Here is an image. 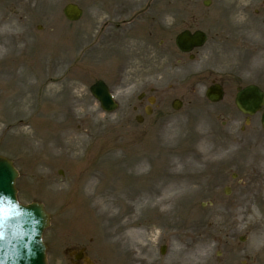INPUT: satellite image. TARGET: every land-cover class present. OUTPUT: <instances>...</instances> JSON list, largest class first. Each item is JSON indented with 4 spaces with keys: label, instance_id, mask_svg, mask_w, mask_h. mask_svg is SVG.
<instances>
[{
    "label": "rangeland",
    "instance_id": "obj_1",
    "mask_svg": "<svg viewBox=\"0 0 264 264\" xmlns=\"http://www.w3.org/2000/svg\"><path fill=\"white\" fill-rule=\"evenodd\" d=\"M69 1L84 9L77 22L61 13ZM0 7V19L11 15L18 23L0 38V155L19 172V200L41 202L49 212L43 233L49 264L72 263L68 247H84L94 264H264V132L260 112L241 130L244 116L233 103L238 86L264 90V0H0ZM184 28L208 34L193 59L174 44ZM105 51H114V73L102 67ZM36 68L41 76L49 72L44 83L22 101L15 94L10 100L15 85L24 84L22 74ZM65 76L75 86L56 99L52 90ZM97 79L119 102L111 113L89 93ZM214 80L225 90L218 103L204 95ZM149 95L156 100L145 114ZM175 98L178 109L171 107ZM60 108L62 116H52ZM60 127L63 134L53 140L49 133ZM117 158L128 164L127 175L116 178L123 188L93 196L81 185L95 172L98 184L115 181ZM187 168L200 172L189 202H161L171 194V172ZM98 199L108 206H94ZM133 229L146 245V251L135 246L138 261L129 249L121 250L123 260L104 247L108 239L120 249L118 241Z\"/></svg>",
    "mask_w": 264,
    "mask_h": 264
},
{
    "label": "bare ground",
    "instance_id": "obj_2",
    "mask_svg": "<svg viewBox=\"0 0 264 264\" xmlns=\"http://www.w3.org/2000/svg\"><path fill=\"white\" fill-rule=\"evenodd\" d=\"M1 8V7H0ZM2 18L0 19V38L2 35H7V34H12L14 26L17 25L18 23H16L15 19L11 16V15H4L1 16ZM135 49L138 50V48L135 46ZM52 50V49H51ZM134 49H131V51H133ZM60 51L59 49L54 50V52L52 53L53 57L52 58H56L57 55H59ZM113 53L114 51H105V52H101V56L100 59L102 61V67L103 69H109L113 67L112 61H113ZM261 53L264 56V47L263 50L261 51ZM114 68V67H113ZM117 67H115L113 69V73L116 71ZM46 71V70H45ZM44 74L41 76L42 72L39 68H36L33 72L31 73H27L26 75L22 74V81L24 82V86L23 89L19 88L18 85H15L16 90L13 91V93L10 94V100L11 98L16 95L20 96V100L22 101V96L23 94H28L27 91H30L33 89V86L37 85L38 83L43 82L44 80L42 79V77L49 72H45ZM35 78L34 81H30L31 78ZM70 77H63L62 80V84H61V89L57 90V88L55 87L54 90H52L53 93H55L54 95H60L63 91H66L68 89H70L73 85L75 86V82H70L69 81ZM13 81V79H11ZM52 94V93H51ZM62 108H60L57 111H51L52 112V116H54V113H57L58 117L62 116V114L64 112H62L61 110ZM65 109V107H64ZM56 115V114H55ZM56 126H61V124H59V120H57V122H55ZM64 129L60 127V129H58L55 132H50L49 135L53 140L57 141V138L60 134H63L62 131ZM44 138H48V133H43L42 134ZM70 136H67V138ZM66 138V139H67ZM69 144L71 145V139H67ZM61 143L64 145V147L66 148V142L65 139L61 140ZM54 145V144H53ZM64 148V149H65ZM63 150V149H62ZM62 150L57 151V153L53 154L54 156L59 157L61 154H63ZM208 159V158H207ZM121 158H117L115 161L116 163V176H115V181L111 180L110 183H102V184H98L97 180L100 178L99 173L95 172V173H87V175H85L82 179L81 185H85V182L87 183V186L91 189V194L94 196L98 195L101 196V194H106L108 193L107 191L109 190H113L116 186H118L117 188H123L124 186L122 185V183H118L116 181V178H118L120 175L125 177L127 175V173L124 172V168L127 167L128 168V164L126 163V161H120ZM206 162V160L204 161ZM122 171V172H121ZM155 178V177H154ZM115 183H114V182ZM152 181V180H151ZM194 182H200V172L198 171H191L190 168H187L186 172L185 171H178V170H173L171 172V176H168V191H171V194L169 196H167L164 199H161V202L163 203H167V204H171V203H178L179 205H182L183 202L184 203H188L189 199H190V193H189V189L192 186L191 183ZM153 185V183L151 184ZM129 187V186H128ZM128 187H126V191L128 190ZM134 189L137 192H140L142 188H138V186H131V189ZM138 188V189H137ZM125 189V188H124ZM114 194V193H113ZM102 200L98 199L96 202H94V206L97 204H104L107 205V203H101ZM169 202V203H168ZM108 206V205H107ZM129 237H125L123 236L118 242L120 244V250L125 251L126 253L129 251L133 254V259L134 261H138L140 256L138 254L135 253V246H138L139 249H146V245L143 244L141 241V238L144 237L143 233L138 231V230H131ZM141 237V238H140ZM138 239L140 241H138ZM106 241H104V247L108 250H113V249H117V247L115 246V243L117 241L114 240H108L105 239ZM136 240V241H135ZM264 240V239H262ZM138 249V248H137ZM138 249V250H139ZM146 251V250H145ZM144 251V252H145ZM124 252H121L120 255L121 257H123L124 260V254H122ZM207 255V250L206 249H201L198 252V256L201 258H203L204 256ZM143 261H146V257L143 256L142 258Z\"/></svg>",
    "mask_w": 264,
    "mask_h": 264
},
{
    "label": "water",
    "instance_id": "obj_3",
    "mask_svg": "<svg viewBox=\"0 0 264 264\" xmlns=\"http://www.w3.org/2000/svg\"><path fill=\"white\" fill-rule=\"evenodd\" d=\"M63 12L65 16L71 20L77 19L81 15V10L77 8V6L74 4L66 5L65 8L63 9ZM203 40H204V35L201 32H195L193 35H191L187 31H184L177 36L176 44L182 50H189L193 46L200 45ZM90 90L93 93V95L97 99H99V101L101 102V106L104 109L110 110L114 108V105L112 104V102L108 97L109 95L107 93L106 86L102 82L100 81L97 82L90 88ZM206 95L210 100L215 101L218 100L222 94L220 89L216 87V88H209ZM262 101H263L262 93L252 85L247 86L241 91H239L235 99L237 106L241 110L248 111L249 113H252L256 108H258ZM173 106L176 108L178 107V104L174 102ZM0 168H2L4 171V185L8 189L10 196L13 197L12 184H13L14 174L10 167L9 162L3 158H0ZM28 207L33 209L35 212H37V215L39 217V222H38L37 230L34 235V240L36 241L38 248L42 250L43 245H41L40 243L39 234L42 227L44 226L45 217L36 205H29Z\"/></svg>",
    "mask_w": 264,
    "mask_h": 264
},
{
    "label": "clouds",
    "instance_id": "obj_4",
    "mask_svg": "<svg viewBox=\"0 0 264 264\" xmlns=\"http://www.w3.org/2000/svg\"><path fill=\"white\" fill-rule=\"evenodd\" d=\"M31 255H35V253L34 252H31Z\"/></svg>",
    "mask_w": 264,
    "mask_h": 264
}]
</instances>
